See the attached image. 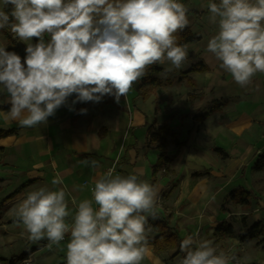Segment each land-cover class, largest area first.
<instances>
[{"label": "clouds", "instance_id": "1", "mask_svg": "<svg viewBox=\"0 0 264 264\" xmlns=\"http://www.w3.org/2000/svg\"><path fill=\"white\" fill-rule=\"evenodd\" d=\"M206 7L209 22L218 26L207 51L237 84L248 86L264 73V0H208ZM188 11L180 0H0V30L26 44L23 61L0 45L8 118L21 127L46 125L65 105L74 111L77 102L98 103L105 95L119 103L153 65H167L166 74L181 69L188 47L178 43L177 33L189 26ZM83 163L98 166L94 159ZM51 183L55 188L62 179L57 175ZM67 196L64 187L26 194L15 215L29 240L46 239L51 247L70 237L66 264H141L149 255V219L158 218L154 185L109 168L94 181L91 199L72 198L74 212ZM179 248L181 264L235 260L198 234Z\"/></svg>", "mask_w": 264, "mask_h": 264}, {"label": "crops", "instance_id": "2", "mask_svg": "<svg viewBox=\"0 0 264 264\" xmlns=\"http://www.w3.org/2000/svg\"><path fill=\"white\" fill-rule=\"evenodd\" d=\"M180 1H185L187 8L191 9L189 14H193V19L189 20V27L200 38L186 43V60H190L188 67L185 68V61L181 69L166 74L164 68L167 65H163L159 73L161 81L148 97L138 95L136 82L119 103L77 102L74 111L65 105L48 118L46 125L38 127H21L17 121L8 118L9 109L0 110V128H17L15 133L0 138V146L3 147L0 151V232L10 234L12 230H20L22 234L28 235L23 223L16 217L15 210L28 192L40 187L50 190L64 187L68 193L66 198L69 208L74 212L72 198L77 202L92 198L94 181L104 174L105 168L111 164L109 157L112 156L117 160L116 174H137L140 179L154 185L159 193H163V198H168V204L163 206L165 213L158 214H171L170 224L180 237L184 239L188 235L198 234V239H201L200 236L208 232L205 240L218 243V250L219 243L226 240L231 253L240 254V247L247 241H241L237 235L215 241L213 228L230 216L236 221L245 216V220L250 222L264 217V170L251 168L256 157L264 154L262 83L256 86V94L260 98L256 100L248 99L244 94L248 90L246 87H239L235 81L234 86L231 85L225 76L228 72L207 51L209 39L218 32V26L208 19V0L200 8L192 5L195 0ZM199 61H203L208 69L188 72L184 81H189L192 86L188 88L196 89L200 94L195 96L194 101H188L186 106L189 103L192 106L185 107L184 111L174 113L176 110L171 107L175 106V100L170 106L171 110L167 111L164 107L167 97L163 93L164 88L171 90L174 84L171 78L177 76L178 80L180 71L185 73ZM74 99L75 94L69 97L68 104L71 105ZM220 99L226 100L225 105L209 113L205 119L193 117L204 112L213 100ZM0 103L9 104L2 100ZM111 107H117L116 113ZM82 108L87 109L86 114L80 113ZM188 109L197 111L192 116H184L182 120L181 113H187ZM164 122L178 132L179 140H185V143L182 146L174 143L168 145V154L172 156L168 170L163 173L158 171L153 178L151 165L155 163L158 151L147 148L146 132L152 123L157 126ZM182 123L185 130L184 126H179ZM8 124L17 125L3 127ZM23 134H26L22 140L24 149L20 145ZM120 144L121 150L116 148ZM215 147L221 148L227 157H223ZM205 156L214 162L205 159ZM86 159L96 160L98 166L85 165L83 161ZM195 172L201 174L194 175ZM57 175L62 179V184L54 188L51 181ZM256 177L260 179L257 181L258 186L255 185ZM27 180L33 181L21 187ZM237 186L250 190L257 201H253L250 207L228 202L224 203L222 209L227 192ZM67 219L71 222L72 217ZM238 232L240 230L236 229ZM154 234L151 231L149 236ZM69 239L67 236L60 246H52L51 260L57 261L62 253L66 261ZM148 247L149 255L141 263L165 264L163 260L166 257L177 258L182 253L174 254L175 249L156 252L152 244ZM37 250L34 249L31 254ZM253 255L255 262L251 264H264V250L260 249ZM243 259L241 257L234 264H249L248 260Z\"/></svg>", "mask_w": 264, "mask_h": 264}, {"label": "trees", "instance_id": "3", "mask_svg": "<svg viewBox=\"0 0 264 264\" xmlns=\"http://www.w3.org/2000/svg\"><path fill=\"white\" fill-rule=\"evenodd\" d=\"M11 6H9L6 11H10ZM0 32L8 41L6 50L15 51L18 55L21 56L23 61V54L20 49L21 41L13 38L12 34L7 29H2ZM178 43L186 44L188 42H194L199 40L200 36L193 32L190 27H186L182 32L177 33ZM208 69V66L203 62L199 61L192 64L185 73L192 71H205ZM162 71L161 65H153L148 69V75L138 81V95L142 98H146L150 93L153 92V89L156 88L161 79L159 73ZM123 97V96H122ZM121 97V98H122ZM120 98V99H121ZM103 103H112L115 104V98L110 95H105L102 99ZM226 103L225 99L213 100L211 105L202 113L194 114V118L203 120L209 113L214 111L217 108L224 106ZM10 104L0 103V110L10 109ZM17 128H0V138L5 137L9 134L15 133ZM147 147H152L158 151L157 159L155 163L151 165L152 176L155 177L158 171L162 173L168 170V166L172 160V156L168 154L167 148L170 143H174L177 146H182L185 143V140H179L178 132L174 131L167 122H164L160 125L155 126L154 123L148 126L147 128ZM0 146V151L2 150ZM215 150L220 152L223 157H227V154L223 152L221 148L215 147ZM251 168L253 170H264V154H259L254 160ZM201 172H195L194 175H200ZM33 180H27L24 182L21 187H24L27 183L32 182ZM155 179H153L154 183ZM171 190L167 191L170 192ZM253 201H257V197L253 193L241 186L231 188L221 205V208H224V203L232 202L241 204L245 207H250ZM155 220L149 219V225H151L152 232L154 235L149 236V244L153 245V248L156 252L167 251L175 249L174 254L180 253V242L183 240L182 237L178 234L177 230L170 224L171 214L167 213L165 215H159ZM243 216L242 218H244ZM242 229V230H241ZM240 229V232L236 233L234 226V218L223 219L213 228V236L215 241H219L221 238H227L237 235L241 241H250L256 238H259V241L263 243L264 247V217L258 220H254L250 223H244L243 227ZM173 254V255H174ZM28 253L24 252L18 255H13L11 257H4L0 255V262L2 264H15L17 261H21L27 258Z\"/></svg>", "mask_w": 264, "mask_h": 264}, {"label": "rangeland", "instance_id": "4", "mask_svg": "<svg viewBox=\"0 0 264 264\" xmlns=\"http://www.w3.org/2000/svg\"><path fill=\"white\" fill-rule=\"evenodd\" d=\"M204 2H205V0H195V1H193L192 5L196 6L197 8H200ZM183 3L185 4V1ZM188 9H189L188 18H189V20H192L193 14L190 15L189 13L191 12V9L190 8H188ZM32 42L35 43L36 38H33ZM0 45H4V46L8 45V41L6 40V38L3 36V34L1 32H0ZM20 49H21L23 56L25 57V55H26V52H25L26 44L22 41H21ZM186 61L187 62H186L185 68L188 67L190 60L189 61L186 60ZM225 76H226V80H230L228 82H230V84L234 86L235 83H234V79L232 78V75L230 73H227ZM176 77L177 76H175L174 79L171 78L174 82V84H172L173 86H171L172 89L168 90L167 88H164V91H163V93L164 94L166 93V96H167L165 98L166 103H165L164 107L167 109V111H170L171 108H174L176 110L174 113H176L178 111L182 112L185 110V107L192 106V104H190V103L187 106H186V104H188V101H194L195 96L200 94L196 89H191L190 87L188 88V86H192V85L190 84L189 81H186V80L184 81V79L186 78V73L180 71L179 79L177 80ZM259 83H262V89L261 90L264 93V75L259 76V74H256L252 80V83L249 84L248 86H246V88L248 90L244 92V94L247 95L248 99H251V100H256L257 98L260 99L257 96L258 93H257V89H256V86H258ZM184 84L186 85L185 87H184ZM169 85H171V83H169ZM239 87H241V86H239ZM188 90H189V92H188ZM255 94H256V96L252 97ZM172 98H174V99H172ZM7 99H8L7 93L3 90H0V100L7 102ZM261 99H262V97H261ZM173 101H174L175 106L170 108V106L173 104ZM116 108L117 107H111V109H114V113H116ZM196 111H197V109H190V110L188 109L187 113H181L182 120L184 119V116L185 117L186 116H192L194 113H196ZM15 125H17V124H13V125L8 124V125H5L3 127H12ZM179 126H182V127L184 126L183 129L184 130L186 129V127L183 123L179 124ZM26 129L27 128H25L24 130H26ZM25 135L26 134H23V139H21V143H20L22 149L25 148V146L22 145L24 143V142H22V140L24 141ZM54 141L56 142V139ZM123 145L126 146L125 143H123ZM116 148L121 150L122 145L120 144V146L118 145ZM147 148L152 149V147H147ZM213 154L215 156H217L216 153H213ZM114 159L112 156L109 157V160H110L109 162L111 164L113 162H115V164H117V160H114ZM205 159H210L209 160L210 162H214L209 156H205ZM215 161H217V159ZM120 175H123V174H120ZM257 181L259 182L260 179L256 177L255 178V183H256L255 185L256 186H258ZM246 187H248V186H246ZM167 199L168 198H163V193H159V198H158V203H157V208H156L157 213H161V214L165 213L163 206H165V204H168ZM232 208L233 207H231V210H234ZM239 216L241 217V215H239ZM229 218H233V217L230 216ZM245 218L246 217L238 219L237 221L234 220V225L236 226L237 231H239L243 227L244 223L247 224L251 221V220L247 221V220H245ZM205 235H209L208 232H206V234H203L202 236H200L201 240H205ZM44 243L49 244V241L44 239V240H41L38 242H32L31 240L28 239V235H26L25 233L22 234L20 232V230H12L10 234H7V233H4L1 231L0 232V255L4 256V257H11L13 255H18V254H21L24 252L28 253L26 259H23L21 261H17L15 264H65L66 263L62 253H61L62 256L60 255V257L58 258L57 261L51 260V256H50L52 254L51 248H52V246H55V245H52L51 247H49V245H45ZM213 244L216 247V245L218 243L213 242ZM219 244H220V250L217 249L218 251H224V252L235 255V260L232 262V264L236 263V261H238L241 257L244 258L243 260H248L249 264H251V263L255 262L254 261L255 260V257H254L255 254L253 255V253L260 251V249L264 250L263 243L259 241V238L245 242V244L240 247L241 250L239 249V252H240L239 255L237 253H235L234 251H232L233 253H231L228 241L222 240ZM34 249H38V250L34 254H31ZM183 257H184V253L182 252L177 256V258L166 257L163 260V262L165 264H180ZM0 264H2V263L0 262ZM141 264H145V263H141Z\"/></svg>", "mask_w": 264, "mask_h": 264}, {"label": "built area", "instance_id": "5", "mask_svg": "<svg viewBox=\"0 0 264 264\" xmlns=\"http://www.w3.org/2000/svg\"><path fill=\"white\" fill-rule=\"evenodd\" d=\"M109 168L114 169V174L116 173V166H115V163H112V164L108 165V166L105 168V172H104V174L107 172V170H108ZM66 237H67V236H66ZM66 237H65V240H66ZM180 264H181V263H180Z\"/></svg>", "mask_w": 264, "mask_h": 264}]
</instances>
